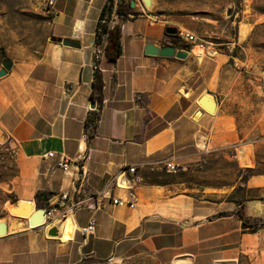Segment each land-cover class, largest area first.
<instances>
[{"label": "crops", "instance_id": "1", "mask_svg": "<svg viewBox=\"0 0 264 264\" xmlns=\"http://www.w3.org/2000/svg\"><path fill=\"white\" fill-rule=\"evenodd\" d=\"M107 1L53 0L43 54L14 62L0 82V129L17 153L11 189L17 202L31 205V215L38 192L55 201L62 192L79 190L94 207L38 227L22 219L27 228L0 238V264H100L111 256L143 254L162 264H264V229L245 233L230 198L238 186L257 192L244 201L245 212L264 219V110L252 126L230 110L246 104L237 95L243 88L235 83L236 57L207 41L213 40V21L169 17L160 14L158 0L151 8L139 0L136 18L112 17L111 27L121 24L123 48L113 62L106 39L99 48L95 42ZM168 27L196 35L204 47L170 49ZM63 39L81 47H66ZM148 45L158 55H148ZM96 67L103 81L100 103L92 97ZM204 97L215 98V113L203 108ZM98 109L97 132L89 138L86 119ZM63 159L68 171L60 167ZM169 162L180 170L168 172ZM233 163L237 179L227 175ZM248 170L253 173L244 179ZM115 178L121 187L109 190ZM114 199L136 206L119 207ZM92 218L95 234L85 237L80 230ZM68 221L74 231L64 240Z\"/></svg>", "mask_w": 264, "mask_h": 264}, {"label": "rangeland", "instance_id": "2", "mask_svg": "<svg viewBox=\"0 0 264 264\" xmlns=\"http://www.w3.org/2000/svg\"><path fill=\"white\" fill-rule=\"evenodd\" d=\"M52 1L0 0V69L2 61L7 58L19 63L41 57L51 36ZM132 1L136 4L139 2ZM118 2L119 0H115L116 5ZM158 2L163 11L160 14L174 18L189 16L213 21L211 23L213 40L207 41H213V48L224 53L231 50V54L236 57V60L232 61L238 75L235 83L243 88L237 95L244 97L246 102L244 106L230 105V110L239 118L247 116L249 125L256 124L258 114L264 110V0H158ZM142 4L144 5L143 2ZM2 80L4 79H0V82ZM3 89L0 88V94ZM16 160L15 149L11 148L0 129V221L10 222L16 218L10 213L15 199L11 189L17 175ZM227 168V175L232 172L237 179L236 164L228 165ZM242 174L245 178L249 172ZM217 180L219 176H213V182ZM232 194L231 199L242 202L257 192H249L246 188L238 186ZM105 262L100 264H162L152 254L115 258L113 263ZM76 264L99 263L93 259H85ZM239 264L249 262L241 259Z\"/></svg>", "mask_w": 264, "mask_h": 264}, {"label": "trees", "instance_id": "3", "mask_svg": "<svg viewBox=\"0 0 264 264\" xmlns=\"http://www.w3.org/2000/svg\"><path fill=\"white\" fill-rule=\"evenodd\" d=\"M116 7V8H115ZM113 14H116L121 22H126L130 19H134L137 17V13H135V9L132 7V0H119L116 5L115 0H108L106 5L101 11L99 22L97 25L96 32V47L104 46L105 44V53L109 56L110 60L115 62L123 53L122 48V27L121 24H116L112 29L109 28L108 23L112 20ZM170 46L176 49H186L189 48L185 42H183L180 37L177 35H168ZM167 45V44H165ZM95 66H97V62L95 61ZM102 89H103V81L101 77L100 71L95 70V80L93 83V93L92 97L95 101H101L102 99ZM100 109V108H99ZM98 110L89 112L86 119V133L89 138L94 137L97 132L100 112ZM249 174L253 173L252 170H248ZM245 177L244 179H246ZM253 192V191H249ZM256 196L251 195L244 199H253ZM52 198V194L48 192H38L36 195V204L38 209H44L48 206L50 199ZM236 201V200H235ZM244 201L238 202L239 206L238 214L242 220L243 231L245 233H257L260 230L264 229V219H254L246 215ZM17 200L14 199L13 203H16Z\"/></svg>", "mask_w": 264, "mask_h": 264}, {"label": "built area", "instance_id": "4", "mask_svg": "<svg viewBox=\"0 0 264 264\" xmlns=\"http://www.w3.org/2000/svg\"><path fill=\"white\" fill-rule=\"evenodd\" d=\"M115 14H113L114 16ZM112 16V17H113ZM116 25V24H115ZM115 25L111 27V21L108 23L109 28H113ZM178 36L180 39L188 44L204 47V43L199 40L196 35L186 31L179 30ZM49 156H53V154H49ZM60 167H62L65 171H68L69 163L66 159L61 160ZM166 169L168 172H178L180 168L176 165H173L171 162L166 164ZM130 174L136 175L137 170L135 167H131L129 169ZM114 187H121L119 183V179H112L108 184V189L111 190ZM113 204L119 207H129L134 209L136 204L132 201H125L123 199H114ZM84 209H94L93 205L87 203V200L82 197L79 190L65 191L62 192L58 197H56L55 201H49L48 206L44 208V225H48L54 222H64L72 218L77 212ZM97 222L95 218H92L89 224L82 228L80 231L85 237H89L95 234ZM115 261V257H109L105 263H113Z\"/></svg>", "mask_w": 264, "mask_h": 264}, {"label": "water", "instance_id": "5", "mask_svg": "<svg viewBox=\"0 0 264 264\" xmlns=\"http://www.w3.org/2000/svg\"><path fill=\"white\" fill-rule=\"evenodd\" d=\"M143 3L147 8H151L152 0L150 3H147L143 0ZM135 5H136V3L134 1H132V7L133 8L135 7ZM178 32H179V30L175 27H168L166 30V33L168 35H177ZM59 42H61L66 47H72V48H80L81 47V44L79 42H77L75 40H71V39H63V40H60ZM169 47H170V49H176L172 46H169ZM146 52L148 55L155 56V55H158L159 49L153 45H148ZM13 66H14V62L11 59H9V58L4 59L2 61V69H0V79L6 77L9 74V72H11V70L13 69ZM200 103L205 110H207L208 112H211V113H215V111L217 109V103H216V100L214 97H213V99L208 98V97H204L201 99ZM91 108L92 109L96 108L95 102H92ZM22 204L18 203V202L13 203L12 208L10 210V213L13 216H15L16 218L10 220V229L9 230H8V222L0 221V238L5 237L8 234V231L10 233H16L22 229L27 228V224L22 219L29 218V225L31 227H38V226L44 225V209H38L37 208L36 213L30 215V212H31V209L29 207L30 205L27 204L25 206L24 213L21 214L18 212V210L21 208ZM34 217H37L36 221L33 220Z\"/></svg>", "mask_w": 264, "mask_h": 264}, {"label": "bare ground", "instance_id": "6", "mask_svg": "<svg viewBox=\"0 0 264 264\" xmlns=\"http://www.w3.org/2000/svg\"><path fill=\"white\" fill-rule=\"evenodd\" d=\"M145 2H147V3H150L151 2V0H144ZM25 203V202H24ZM27 204H22L21 205V208L18 210V212L19 213H21V214H23L24 213V210H25V206H26ZM31 206V205H30ZM32 209V208H31ZM36 213V212H35ZM33 214V213H32ZM31 214V215H32ZM33 220L34 221H36L37 220V217H34L33 218ZM73 231H74V227H73V225H72V223L70 222V221H68V222H66V224H65V226H64V229H63V239L64 240H68V239H70L71 237H72V234H73ZM178 264H180V263H178Z\"/></svg>", "mask_w": 264, "mask_h": 264}]
</instances>
